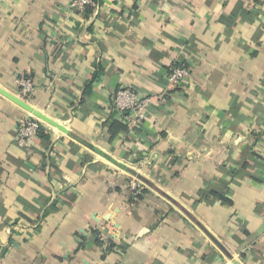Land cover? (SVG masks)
<instances>
[{"label": "crops", "instance_id": "crops-1", "mask_svg": "<svg viewBox=\"0 0 264 264\" xmlns=\"http://www.w3.org/2000/svg\"><path fill=\"white\" fill-rule=\"evenodd\" d=\"M71 1L0 0V264H264V0ZM16 97L66 130L19 146Z\"/></svg>", "mask_w": 264, "mask_h": 264}, {"label": "built area", "instance_id": "built-area-1", "mask_svg": "<svg viewBox=\"0 0 264 264\" xmlns=\"http://www.w3.org/2000/svg\"><path fill=\"white\" fill-rule=\"evenodd\" d=\"M253 3L254 0H245ZM70 8L75 12H85L92 10L96 12L100 8V0H72ZM191 74V69L186 62H179L173 65L167 79L169 85L178 88L185 85L186 80ZM19 87V95L25 100H31L35 92V82L28 74H21L16 80ZM113 105L117 111L124 115L130 129L138 127L145 119V110L151 102L150 97L142 96L138 91L131 87H124L116 90L112 96ZM43 121L33 115H27L20 119L17 126L15 141L19 146L32 147L37 143ZM131 190L134 199H138L143 194L144 184L139 180L131 182ZM105 234H101L104 238Z\"/></svg>", "mask_w": 264, "mask_h": 264}, {"label": "water", "instance_id": "water-1", "mask_svg": "<svg viewBox=\"0 0 264 264\" xmlns=\"http://www.w3.org/2000/svg\"><path fill=\"white\" fill-rule=\"evenodd\" d=\"M16 100L25 108L30 109L35 115H37V117H39L40 119L57 126L60 130L65 131V127L63 125H60L59 123H57L55 120H53L51 117L47 116L46 114L42 113L41 111L38 110H34L33 107L26 103L24 100H22L19 97H16ZM96 151L100 152L103 156H105L108 160H110L112 163H114L115 165H117L120 168H124V169H128L132 172L133 175L140 177V175H138L135 171H132L131 169H129V166L126 163H123L121 161H118L117 159L107 155L106 153L102 152L101 150L93 147ZM235 264H240L239 262H236Z\"/></svg>", "mask_w": 264, "mask_h": 264}, {"label": "trees", "instance_id": "trees-1", "mask_svg": "<svg viewBox=\"0 0 264 264\" xmlns=\"http://www.w3.org/2000/svg\"><path fill=\"white\" fill-rule=\"evenodd\" d=\"M40 136H44V133H43V126H42V128L40 129V132H39V137ZM145 191V190H144ZM144 193V192H143Z\"/></svg>", "mask_w": 264, "mask_h": 264}]
</instances>
